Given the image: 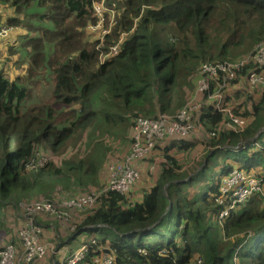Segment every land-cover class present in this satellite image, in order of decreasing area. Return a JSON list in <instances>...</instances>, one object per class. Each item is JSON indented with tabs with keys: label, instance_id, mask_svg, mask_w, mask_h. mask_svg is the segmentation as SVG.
Segmentation results:
<instances>
[{
	"label": "trees",
	"instance_id": "obj_1",
	"mask_svg": "<svg viewBox=\"0 0 264 264\" xmlns=\"http://www.w3.org/2000/svg\"><path fill=\"white\" fill-rule=\"evenodd\" d=\"M101 1L0 0V6L12 11L3 22L20 29L15 43L7 45L8 53L19 55L18 65L24 53L30 57L26 73L9 76L7 59L0 61V230L6 232L0 249L8 243L21 249L18 233L10 240L12 223L6 219L9 209L16 219L19 201L54 191L58 182V193L65 196L94 190L90 186L96 183L99 162L92 155L42 165L36 159L61 151L76 131L91 136L86 128L98 120L103 133H109L113 123L132 119L133 125L139 116L174 113L186 101L185 88L197 78L199 63L227 60L246 41L252 47L264 39V0H104L102 15H107V7L115 14L103 36V49L114 43L117 52L100 61V40H87L86 26L99 21L94 3ZM40 68L51 72L50 100L24 108L26 84ZM252 68L251 63L244 65L232 83L243 80L241 94L224 96L223 106L228 103L234 115L246 118L243 131H218L225 114L202 104L200 120L207 133L215 131L216 136L196 165L183 167L175 157L194 149L196 141L170 139L169 146L160 148L169 164L155 166L160 169L150 187L138 194L133 191L136 182L127 193L100 194L90 210L74 215L79 221L66 225L69 234L54 235L46 255L34 264H67L66 258L84 243L94 249L86 260L101 247L113 252V264H196L197 259L200 264H233L234 253L238 264L239 259L240 264H264V195H254L221 220L222 206L215 202L220 178L234 166L252 169L264 179V145L252 147L264 133L257 134L264 127V88L248 86L245 75ZM257 91L259 97L252 99ZM96 95L103 99L96 100ZM98 101L107 109L97 113ZM218 153L221 163L233 164L220 166ZM218 166L215 176L212 167ZM83 233L89 237L80 238Z\"/></svg>",
	"mask_w": 264,
	"mask_h": 264
},
{
	"label": "built area",
	"instance_id": "obj_2",
	"mask_svg": "<svg viewBox=\"0 0 264 264\" xmlns=\"http://www.w3.org/2000/svg\"><path fill=\"white\" fill-rule=\"evenodd\" d=\"M94 8L99 16V22L94 26L98 27L103 19V4L94 3ZM2 9L0 7V41L7 37L10 27L2 21ZM93 28V27H92ZM117 46L110 48L108 54L116 53ZM251 63L253 68L248 70L246 82L251 88H264V41H262L245 58L234 62L228 61H206L199 65L195 88L189 99L175 113H159L155 118L136 117L130 131V148L122 161L117 160L108 152L102 168L104 181L101 189L85 192L75 196H65L61 199H45L38 197L35 200H23L18 203V210L23 211L24 219L18 229L21 241V249L18 250L13 244H3L0 249V264H34L35 261L42 259L48 252V245L42 241L43 228L36 222L37 215H46L57 220H68V214L63 208L74 210H90L100 194L104 192L127 193L132 186L139 180L140 173L135 168L134 162L148 157L156 143L164 140L180 141L190 136L199 125L201 116L200 107L202 104H211L215 109L225 114V119L220 122L218 131L227 129L234 132H241L245 129L246 120L234 115L230 108L224 107L225 91L242 71L244 65ZM216 136L215 131H210L208 138ZM104 142H108L114 136L105 133L102 136ZM119 139V138H118ZM86 141V140H85ZM87 142V141H86ZM255 147L261 148L258 142L252 143ZM82 145L78 144L71 153L82 150ZM70 153V154H71ZM83 154L79 155L82 158ZM47 156L36 159L37 165L46 162ZM35 163L31 160L30 165ZM169 164L165 157H158L149 166L152 173L156 164ZM264 195V179L261 175L253 171L234 166L220 178L218 195L215 202L222 206L218 213L221 220L228 215L229 211L236 206L245 203L254 195ZM40 198V199H39ZM58 201V202H57ZM35 218V219H34ZM94 244L95 240H91ZM89 243L78 246L70 256L66 258L67 264H113L114 254L111 250L97 247L100 251L86 260L90 249ZM200 259L196 264H200ZM233 264H238L236 253L233 255Z\"/></svg>",
	"mask_w": 264,
	"mask_h": 264
},
{
	"label": "rangeland",
	"instance_id": "obj_3",
	"mask_svg": "<svg viewBox=\"0 0 264 264\" xmlns=\"http://www.w3.org/2000/svg\"><path fill=\"white\" fill-rule=\"evenodd\" d=\"M103 1H101V3L103 4ZM104 6V5H103ZM2 9V13L4 14V10H5V15L4 18L7 16L6 11H9V15H12V11L10 9H7L6 7H4L3 5L0 6ZM109 10L107 11V15L109 16V19H106V16H103L102 21L99 23L100 25L98 27H94L99 21H97V23L95 25H90L88 24L86 26V39L93 41V40H100L98 45L96 46V49H98V51H102L98 53V59L100 61H102L104 58H106L107 56H109L108 52L110 50V48L114 45L111 44L109 49L107 51H104L103 49V45H104V34L108 32V29L111 27V25L114 22V14L115 11L113 8H109L107 7ZM105 23L107 24V26L105 27ZM93 27V28H92ZM25 31V30H24ZM110 31V29H109ZM26 33V32H25ZM124 34H121L120 37H123ZM20 36V35H18ZM20 40V39H18ZM263 40H261L260 42L254 44L252 47L251 45H249V41H246L245 44L234 51L233 55H230L229 59L224 60V61H228V62H234V61H238L240 59L245 58L248 54H250L251 51H253L255 49V47H257ZM19 41H17V44L15 45V48L17 46H19ZM7 47V46H6ZM14 47V46H13ZM3 48L4 47H0V61H4L5 60V71H7V76L9 75H15V74H20V73H26L28 67H30V57L27 53L23 54V58L20 61V64L18 65V61L19 60V55L15 56L14 54H9L8 51H4L3 52ZM52 50H49V53H51ZM111 55V54H110ZM14 60V61H13ZM203 63V62H201ZM198 64L199 65L201 64ZM198 67L197 71H196V76L198 73ZM34 71H37V76L31 75V79L32 81L26 86L29 88L28 91V96L26 97V99L22 102V106L24 108H28L29 106L36 104V103H46L50 100V92L52 90V86H53V79L51 78V72L48 68H40V69H35ZM191 82V79H190ZM193 82H196V78L191 82V86L190 88L186 86L185 90L187 91L185 98L187 97V95L189 94L190 90L193 88ZM249 91H252L251 88H249ZM260 95V91H257V93L252 92V99L258 98V96ZM96 97H98L96 100H101L103 99V97H100L99 95H96ZM184 98V100H185ZM241 98L238 97V100ZM246 99V97L244 98V100ZM253 101V100H252ZM186 102V101H185ZM184 102V103H185ZM225 102V100H224ZM223 102V103H224ZM183 106V105H182ZM181 106V107H182ZM95 107L97 108L98 112H101L102 110H106L107 105L101 102H97L95 104ZM180 107V108H181ZM224 107H228L230 108L229 104L226 103V105ZM179 108V109H180ZM112 109V108H111ZM179 109H174L173 112L175 113L177 110ZM234 114V113H233ZM238 117L243 118L244 120H246L245 117L241 116V115H236ZM225 119V117H224ZM132 122V119L128 121V123H124L123 125H119V124H115L113 123V127H110L108 130L110 131L109 134H113L114 138L112 137V139L110 140V145L108 144V142H104L102 140V136L105 134L104 132V126L101 124V122L98 120L96 123H91L90 126H88L86 129L90 132L91 136H88V134L86 132H82L81 134H79L78 131L72 133L68 140L66 145L63 147V149H61V151H58V153L55 154H49L46 162L48 161H54V163H58L60 160H64L70 156L72 157H79L80 154H83L82 158H85L87 155H92L94 157V159H98L97 161L99 162V173L97 175V179H96V183L91 185L90 187L93 188L94 190L96 189H101L103 186V180L101 179L102 176V164L103 161L106 157V155L108 154V152L111 154V156H113L114 158L118 157L119 153H121V151H123L124 148H127L128 145L130 144V128L131 125L130 123ZM247 123V120H246ZM112 132V133H111ZM121 137V138H119ZM119 138V139H118ZM212 139V138H208L206 137V142L204 143H197L196 147L194 149H191L188 151V153H177L178 159L180 161V163H186L188 160H192L194 159L192 162V164H190L189 166H193L196 165L197 162L199 161V159H201L205 153V150L207 149V143L208 141ZM87 142H86V141ZM188 141V140H187ZM257 142L261 145V147L264 145V133L261 135V137L257 140ZM245 143H247V141H240L238 143V145L242 146ZM78 144H81L82 150H78L77 152L71 153L72 149H74ZM239 146V147H240ZM254 145L252 144V147ZM69 151H71L69 153ZM222 154L218 153V162H222ZM214 158H216V156H214ZM45 162V163H46ZM229 162H232L231 160H227L224 161L223 163L220 164V166H222L223 164H227ZM236 163V162H235ZM214 162H213V158L212 161L210 163L211 166H213ZM233 164V162H232ZM264 168V167H262ZM213 169V173L216 176L217 173H219V169L220 167H212ZM253 171L254 170H250ZM61 188L60 183H55L54 184V191H50L47 190L45 191V193L39 195L38 197L40 198H45V199H58L57 196H65L62 193H58L59 190ZM75 191H80L79 189L75 190ZM73 191V192H75ZM93 191V190H92ZM39 198V199H40ZM23 201V200H21ZM20 202V201H19ZM18 202V203H19ZM58 202V201H57ZM63 210L68 214V220L64 221V223H70L71 221H73V219L75 220L76 218L74 217V215H77L75 212H78L79 215H82L86 210H74V209H67V208H63ZM16 211H17V217L15 220L14 219V214L11 212V210H8V218L7 221H11L10 223H12V237H10V240L14 237L17 239V233H18V223H22V220L24 219V213L20 208V211L18 210V204L16 205ZM35 219V218H34ZM5 220V219H4ZM36 222L39 225H42V228L45 229V233H44V237L45 240L49 243H53L54 242V235H60V236H64L65 234L67 235V233L69 234L71 232V230H67V228L65 227L66 225H61V223L58 222L57 219L51 218L49 216L46 215H37L36 216ZM44 225H49L48 228L44 227ZM16 229V232H15ZM86 236H88V234L84 233ZM5 236H6V232L5 230H0V243L2 244L5 240ZM83 236V235H82ZM77 239V238H76ZM76 241H74L75 243ZM50 248V247H49ZM239 264H240V259H239Z\"/></svg>",
	"mask_w": 264,
	"mask_h": 264
},
{
	"label": "crops",
	"instance_id": "obj_4",
	"mask_svg": "<svg viewBox=\"0 0 264 264\" xmlns=\"http://www.w3.org/2000/svg\"><path fill=\"white\" fill-rule=\"evenodd\" d=\"M6 14L7 16H10L9 14V11H6ZM4 15H5V10H4V14L2 15V21H4ZM6 16V17H7ZM5 17V18H6ZM8 25V24H6ZM10 27V30L8 32V35L7 37H5L2 41V43L0 44V47H4L3 48V52L7 50V45L10 44L13 45V43H15V40L14 39H17L15 38V36L20 32V29L18 26H12V25H8ZM14 61V60H13ZM243 80L239 81V82H236L234 84H231L227 87L225 93V99L227 98V96H233L234 93L236 94H241V92L243 91L244 87H243ZM193 88L190 90L189 94L187 95L186 97V101L189 99L190 95L192 94V92L194 91V88H195V82H193ZM241 91V92H240ZM259 97V96H258ZM256 99V98H255ZM201 115V114H200ZM113 135V134H112ZM208 133L207 131L204 129V126L200 120V117H199V125L196 127V129L194 130V132L192 134H190V136L186 139L187 140H192V141H196V145L197 143H204L206 142V137H207ZM121 138V137H119ZM252 138V137H251ZM250 138V139H251ZM172 140H166V141H163L159 144V148L156 146L155 149L151 152V154L145 158L143 161H136L134 162V165L137 167V169L139 170L140 172V179L137 181L135 187H133V191L136 192V193H140L144 187L148 188L150 187V185L153 183L154 179H155V175L157 174V171L160 169L158 167H154V173H153V176H152V173L149 172V166L151 164L154 163V161L156 160V158L158 157H163L161 155V149L160 148H164L167 144L168 146L171 144ZM177 142V141H176ZM196 147V146H195ZM129 148H130V144L128 145L127 148H124L123 151H121V153H119L118 157L116 158L117 160L119 161H122L125 157V155L129 152ZM73 150V149H72ZM71 150V151H72ZM69 151V153L71 152ZM181 153V152H180ZM182 153H188V152H182ZM175 157L178 159V156L177 154L175 155ZM197 158V157H196ZM196 158H193L192 160H188L186 163H183V167H189L190 164H192L193 160L196 159ZM179 160V159H178ZM158 164H156L155 166H157ZM156 170V171H155ZM102 176L103 178L101 177V179L104 181V172H103V169H102ZM155 174V175H154ZM143 187V188H142ZM62 197L64 196H57L58 199H61ZM77 215H79L78 212H75ZM83 215V214H82ZM81 215V216H82ZM80 216V215H79ZM81 219V217H80ZM74 220V219H73ZM75 220H78L79 219H75ZM59 223H61V225H67L69 223H64L63 220H58ZM67 227V226H65ZM45 229H43V234H42V241L48 245V247H51L50 246V243L47 242L45 239H43L44 237V231ZM83 236H79L80 238H83V237H89V236H86L84 233L82 234ZM77 248V247H76Z\"/></svg>",
	"mask_w": 264,
	"mask_h": 264
},
{
	"label": "water",
	"instance_id": "obj_5",
	"mask_svg": "<svg viewBox=\"0 0 264 264\" xmlns=\"http://www.w3.org/2000/svg\"><path fill=\"white\" fill-rule=\"evenodd\" d=\"M263 130H264V127H262L261 129H259V130L257 131V134H259V133H260L261 131H263ZM257 134L254 135V136L250 139V141H254L255 138H256V136H257ZM205 164H206V161H204L203 165H202L200 168H198L195 172H197L199 169H201ZM190 176H191V174L188 176V178H189ZM188 178L183 179V180H181V181H186ZM173 182H179V181H173ZM165 187H166V185H165ZM164 191H165V189H164Z\"/></svg>",
	"mask_w": 264,
	"mask_h": 264
}]
</instances>
